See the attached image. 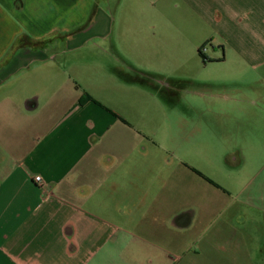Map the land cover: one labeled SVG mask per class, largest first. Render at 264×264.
Masks as SVG:
<instances>
[{
    "label": "crops",
    "instance_id": "1",
    "mask_svg": "<svg viewBox=\"0 0 264 264\" xmlns=\"http://www.w3.org/2000/svg\"><path fill=\"white\" fill-rule=\"evenodd\" d=\"M149 21L170 29L151 38ZM168 59L141 74L192 111L218 104V80L183 69L237 72L264 151V0H0V264H264V155L178 208L154 99L124 109L131 70Z\"/></svg>",
    "mask_w": 264,
    "mask_h": 264
},
{
    "label": "rangeland",
    "instance_id": "2",
    "mask_svg": "<svg viewBox=\"0 0 264 264\" xmlns=\"http://www.w3.org/2000/svg\"><path fill=\"white\" fill-rule=\"evenodd\" d=\"M179 25L181 26L179 28L187 29L184 21ZM165 29H170L168 23H154V21L146 23V32L151 38L157 32L166 31ZM99 46H106L105 42H99ZM163 46L167 47L166 44H163ZM92 49L95 50V48ZM148 54L147 52L146 56ZM210 62L212 60L208 61V63ZM161 64L139 61L138 66L135 67L138 70H131L133 73H129V81L137 84V87L131 88L129 91L124 102V109L131 113L143 111L144 109L148 111L150 103L154 99L160 116L156 119L158 135L162 143L170 146L179 162L176 176L172 174L168 178L166 188L171 191L178 208L186 207L188 204L200 206L202 192L212 194V192L219 189L218 185L226 184V182L220 181L221 178L216 177L217 174L227 176L237 173H253L254 170L248 165L254 160L257 161L259 158H263L264 151L260 153L259 150H255L253 152L251 149V143L253 142L251 131L255 123L254 120L250 119L249 113L250 109L253 108V101L249 95L242 96L238 103L233 101L237 100L239 95L236 92V86L230 83L232 81L227 78L232 76L239 78V76L237 72L233 74V71L224 65L214 69L211 66L206 68L200 66L192 69L186 67L183 69L185 73L195 71L197 73L195 76L199 79L218 80V83L212 86L213 89L207 91L213 92L214 88L216 89L215 92L220 94V98H216L218 104L209 102L210 99H208L209 103L206 101L201 102V100L197 101L202 105L204 112H201L202 109L192 111L191 108H187L185 103L180 102L175 95H170V100H165L164 95L160 99L157 93L159 89L154 85L157 82L144 78L141 73L148 76L147 73H150L151 70H169V59L163 60ZM223 79L226 80V82L224 81L225 84L221 83ZM244 84L241 83L242 88L245 87ZM212 108H219L220 111L221 109L232 110L231 114L222 115L214 113ZM176 111H178L177 117L175 115ZM169 116L173 121V126H176L170 135L169 129H167L168 119H166ZM136 118L138 121L139 118ZM256 122L258 126L262 125V119H257ZM145 126H149L147 120ZM261 136L262 134L259 135V141ZM236 155L242 160V166H238L235 161ZM190 169L193 170L192 176H190V171H192ZM220 189L222 188L220 187ZM232 189H236V187ZM215 205L212 202L208 203L211 208Z\"/></svg>",
    "mask_w": 264,
    "mask_h": 264
},
{
    "label": "built area",
    "instance_id": "3",
    "mask_svg": "<svg viewBox=\"0 0 264 264\" xmlns=\"http://www.w3.org/2000/svg\"><path fill=\"white\" fill-rule=\"evenodd\" d=\"M206 50H207V47H206V46H203V47L200 49L201 54L205 55ZM35 182H36L37 184H39V185H43V184H44V182H43V177L40 176V175H37V176L35 177Z\"/></svg>",
    "mask_w": 264,
    "mask_h": 264
},
{
    "label": "trees",
    "instance_id": "4",
    "mask_svg": "<svg viewBox=\"0 0 264 264\" xmlns=\"http://www.w3.org/2000/svg\"><path fill=\"white\" fill-rule=\"evenodd\" d=\"M200 54H201V52H200ZM201 56L204 57V59H205V56H204L203 54H201ZM88 97H90V96H88ZM90 98H91V97H90Z\"/></svg>",
    "mask_w": 264,
    "mask_h": 264
}]
</instances>
